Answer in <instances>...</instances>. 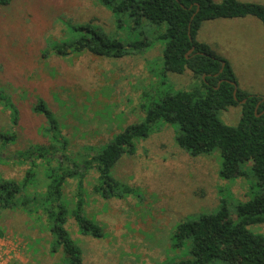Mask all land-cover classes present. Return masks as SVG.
<instances>
[{
  "label": "rangeland",
  "instance_id": "rangeland-1",
  "mask_svg": "<svg viewBox=\"0 0 264 264\" xmlns=\"http://www.w3.org/2000/svg\"><path fill=\"white\" fill-rule=\"evenodd\" d=\"M237 1L264 5V0ZM87 24L124 47L143 40L149 46L121 59L90 53L61 58L50 52L53 42L79 36L80 32H71L72 27ZM165 30V24L152 26L143 19L116 17L98 0H13L0 7V90L19 111L15 125L0 105V132L16 136L9 145L0 144L1 178L18 182L35 167L36 181L28 191L41 195L48 185L45 161L38 159L32 166L30 161L18 160V153L51 144L63 160L61 147L52 144L46 120L32 111L38 99L58 123L67 142L65 154L82 166L114 135L142 122L145 111L166 94L200 87V80L188 71L182 75L164 72L167 41L161 36ZM196 40L210 45L230 64L237 89L264 99V26L260 21L252 17L208 21ZM218 118L236 127L240 107L221 111ZM154 130L148 138L136 140L134 154L124 155L112 170L115 180L132 188L129 197L104 200L93 190L96 171L85 175L83 213L101 227V239L82 235L71 216L78 180L70 179L63 187L68 210L65 228L81 249L83 264H181L190 258V246L188 242L174 246L179 223L213 214L220 206L235 220L239 203L264 195V185H258L249 164L242 166L243 176L221 179L217 150L193 157L176 144L177 126L158 124ZM32 206L25 212L4 210L0 215L5 230L0 249L9 257L13 251L8 264H64L60 250L50 254L52 237L45 212L39 207L34 213ZM248 229L264 236V222Z\"/></svg>",
  "mask_w": 264,
  "mask_h": 264
},
{
  "label": "trees",
  "instance_id": "trees-1",
  "mask_svg": "<svg viewBox=\"0 0 264 264\" xmlns=\"http://www.w3.org/2000/svg\"><path fill=\"white\" fill-rule=\"evenodd\" d=\"M13 0H0V7H7ZM116 17L127 15L132 20H145L152 26L166 25L162 40L167 41L163 50L165 73L182 75L190 72L200 80V87L190 91H173L145 111L142 122L126 127L93 156L85 159L82 166L66 154L67 142L58 130V123L45 102L38 99L33 113L44 117L51 134L52 144L59 145L63 160L56 156L53 145L33 146L19 152L17 159L36 165L38 159L45 161L48 179L43 194H29L34 186V168L27 170L21 181L4 180L0 176V215L4 210L21 209L33 205L32 211L41 207L45 212L48 229L52 237L50 254L59 250L64 264H83L82 251L73 242L65 224L68 210L63 197V187L68 180L76 178L77 202L71 211L82 235L101 239L102 229L83 213L84 179L90 170L98 174L94 193L102 199H125L133 194L132 188L115 180L112 176L117 163L124 155H132L134 142L146 139L158 124L177 126L176 144L189 155L196 157L219 152L221 168L219 177L224 180L244 175L242 166L249 164L252 175L259 186L264 185V99L237 89L236 78L230 64L218 56L206 43L196 36L203 23L224 19L252 17L264 26V5L241 3L237 0H98ZM70 31V30H69ZM71 32H80L77 37L53 42L50 52L61 58L82 53L108 59H121L128 52L143 51L149 42L143 40L123 46L100 29L89 24L74 26ZM71 34V33H70ZM194 50L188 54V52ZM48 56V53L44 54ZM222 64H224L222 66ZM222 71L220 72V70ZM223 80V81H222ZM245 100L244 103H241ZM0 105L9 112L13 124L18 123L19 111L11 98L0 90ZM230 107H240L239 123L236 127L223 123L218 114ZM15 134L0 132V144L15 141ZM3 157L0 153V162ZM55 163V164H53ZM237 217L232 220L225 206L213 214H201L193 221L176 226L175 247L184 242L190 246V258L181 264H264V236L248 228L264 222V195L239 203ZM5 230L0 226V238Z\"/></svg>",
  "mask_w": 264,
  "mask_h": 264
},
{
  "label": "built area",
  "instance_id": "built-area-1",
  "mask_svg": "<svg viewBox=\"0 0 264 264\" xmlns=\"http://www.w3.org/2000/svg\"><path fill=\"white\" fill-rule=\"evenodd\" d=\"M13 255V251L10 250V257L6 252L1 251L0 249V264H8L9 260Z\"/></svg>",
  "mask_w": 264,
  "mask_h": 264
},
{
  "label": "water",
  "instance_id": "water-1",
  "mask_svg": "<svg viewBox=\"0 0 264 264\" xmlns=\"http://www.w3.org/2000/svg\"><path fill=\"white\" fill-rule=\"evenodd\" d=\"M194 50V48H192L189 52H188V54H190L192 51ZM224 64H222V66H223ZM222 71V69L220 70V72ZM223 81V80H222ZM231 85L234 87V95L236 94V91H237V87H236V84L235 83H231ZM245 102V100H243L241 103H244Z\"/></svg>",
  "mask_w": 264,
  "mask_h": 264
},
{
  "label": "crops",
  "instance_id": "crops-1",
  "mask_svg": "<svg viewBox=\"0 0 264 264\" xmlns=\"http://www.w3.org/2000/svg\"><path fill=\"white\" fill-rule=\"evenodd\" d=\"M215 3H217V2H215ZM220 3V2H219ZM198 42H200V41H198ZM200 43H205V42H200ZM210 46V45H209Z\"/></svg>",
  "mask_w": 264,
  "mask_h": 264
}]
</instances>
